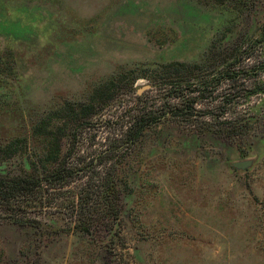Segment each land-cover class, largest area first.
<instances>
[{"label":"rangeland","instance_id":"obj_1","mask_svg":"<svg viewBox=\"0 0 264 264\" xmlns=\"http://www.w3.org/2000/svg\"><path fill=\"white\" fill-rule=\"evenodd\" d=\"M62 167L0 264H264V0H0V177Z\"/></svg>","mask_w":264,"mask_h":264},{"label":"trees","instance_id":"obj_2","mask_svg":"<svg viewBox=\"0 0 264 264\" xmlns=\"http://www.w3.org/2000/svg\"><path fill=\"white\" fill-rule=\"evenodd\" d=\"M202 90H205V88H202ZM194 89H188L186 87H183L182 84H170L168 87V93L167 95L171 98H175L177 101L174 103V108L164 110L163 114L165 113H171L176 114V113H181L183 117H189L192 112L191 109L194 107V104L196 103V96L193 98H189L190 93H192ZM247 94L248 92L245 91ZM250 93V92H249ZM248 93V94H249ZM229 103L228 98L224 97L220 100L219 104L217 105L218 110L220 111V115L225 113V107L226 104ZM199 115V114H198ZM206 115V114H205ZM157 113L156 112H146L139 114L135 118V128L131 132L132 138H135L138 136L143 130V127L147 124H149L151 121L155 120L157 118ZM204 116V114H202ZM214 119L217 120V117L213 116ZM223 122L218 121L217 124L222 126ZM225 123V122H224ZM232 127H238V122H228ZM237 123V125H236ZM201 124L203 125L202 127L205 128V130L211 126L210 122L207 120H202ZM218 133L220 135L224 134L223 133V128H219ZM64 168H58L56 171L45 178L43 180L42 177H33L32 175L29 176H23V177H13L12 179H5L3 177H0V203H6V204H1L0 206H5V205H10L18 196L20 195H31V193H34L37 189H43V185L45 184L46 187H50L52 184V181L55 180L56 176L58 175H67L69 171H65L64 174H60ZM80 205V204H79ZM34 207V206H29ZM53 204L48 203L45 206H42V208L49 209L53 208ZM30 209H35V208H30Z\"/></svg>","mask_w":264,"mask_h":264},{"label":"water","instance_id":"obj_3","mask_svg":"<svg viewBox=\"0 0 264 264\" xmlns=\"http://www.w3.org/2000/svg\"><path fill=\"white\" fill-rule=\"evenodd\" d=\"M149 88V85H145L144 87L140 88L137 90V92H141L143 89ZM252 164V161L247 159V160H240V161H235L232 162L231 165L236 168V169H241V170H247Z\"/></svg>","mask_w":264,"mask_h":264}]
</instances>
